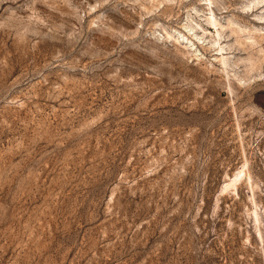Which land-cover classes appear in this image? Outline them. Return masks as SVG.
Returning a JSON list of instances; mask_svg holds the SVG:
<instances>
[{
	"label": "rangeland",
	"instance_id": "obj_1",
	"mask_svg": "<svg viewBox=\"0 0 264 264\" xmlns=\"http://www.w3.org/2000/svg\"><path fill=\"white\" fill-rule=\"evenodd\" d=\"M0 264H264V0H0Z\"/></svg>",
	"mask_w": 264,
	"mask_h": 264
},
{
	"label": "bare ground",
	"instance_id": "obj_2",
	"mask_svg": "<svg viewBox=\"0 0 264 264\" xmlns=\"http://www.w3.org/2000/svg\"><path fill=\"white\" fill-rule=\"evenodd\" d=\"M212 23L213 24H216L217 23V21L215 20V18H212ZM242 172H244V171H242V169L241 170H239L237 173H235V175H234V178L232 179V180H230L229 182H228V184H230V185H232V182L234 181V179H235V177H237V176H239ZM243 174H245V173H242V175ZM243 176H245V175H243ZM238 178V177H237ZM236 178V179H237ZM239 178H240V176H239ZM236 183V182H235ZM228 184H227V186H228ZM226 186V187H227ZM234 186H235V184H234Z\"/></svg>",
	"mask_w": 264,
	"mask_h": 264
}]
</instances>
